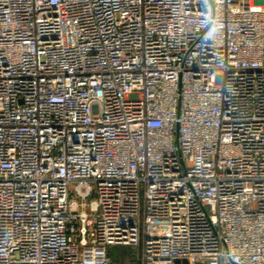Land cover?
I'll return each instance as SVG.
<instances>
[{
	"label": "built area",
	"instance_id": "1",
	"mask_svg": "<svg viewBox=\"0 0 264 264\" xmlns=\"http://www.w3.org/2000/svg\"><path fill=\"white\" fill-rule=\"evenodd\" d=\"M264 264V0H0V264Z\"/></svg>",
	"mask_w": 264,
	"mask_h": 264
},
{
	"label": "trees",
	"instance_id": "2",
	"mask_svg": "<svg viewBox=\"0 0 264 264\" xmlns=\"http://www.w3.org/2000/svg\"><path fill=\"white\" fill-rule=\"evenodd\" d=\"M115 250V249H114ZM114 250L111 254V257L114 261L120 263V264H138L136 260V250L134 248H129V250H135V255L133 256H121L120 253L118 255H114Z\"/></svg>",
	"mask_w": 264,
	"mask_h": 264
},
{
	"label": "rangeland",
	"instance_id": "3",
	"mask_svg": "<svg viewBox=\"0 0 264 264\" xmlns=\"http://www.w3.org/2000/svg\"><path fill=\"white\" fill-rule=\"evenodd\" d=\"M120 253L121 256L125 255V256H133L135 255V250H129V248L127 247H117L114 250V255H118Z\"/></svg>",
	"mask_w": 264,
	"mask_h": 264
}]
</instances>
